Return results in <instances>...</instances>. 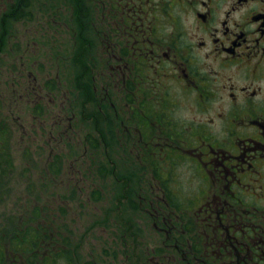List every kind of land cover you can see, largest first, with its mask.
I'll use <instances>...</instances> for the list:
<instances>
[{"label": "flooded vegetation", "instance_id": "1", "mask_svg": "<svg viewBox=\"0 0 264 264\" xmlns=\"http://www.w3.org/2000/svg\"><path fill=\"white\" fill-rule=\"evenodd\" d=\"M77 1L52 13L75 4L70 49L75 32L103 121L136 154L146 264H264V0ZM35 74L20 90L39 114Z\"/></svg>", "mask_w": 264, "mask_h": 264}, {"label": "rangeland", "instance_id": "2", "mask_svg": "<svg viewBox=\"0 0 264 264\" xmlns=\"http://www.w3.org/2000/svg\"><path fill=\"white\" fill-rule=\"evenodd\" d=\"M53 1L35 2L7 26L3 18L12 11L0 1V26L7 30L6 44L0 45V113L10 133L1 148L11 159L1 171L0 235L33 218L36 225L46 220L57 239L62 232L69 240L73 264H146L151 225L140 215L133 189L134 180L141 179L136 154L131 144L113 138L119 129L103 121L93 90L100 66L87 59L82 40L75 43V32L70 49L69 29H81L75 4L71 13L57 16ZM58 1L66 8L71 2ZM34 74L38 84L49 80L39 114L20 90L27 86L26 76ZM106 112L115 120L110 109ZM97 130L106 137L98 149L87 140ZM53 159L57 172L50 168Z\"/></svg>", "mask_w": 264, "mask_h": 264}, {"label": "trees", "instance_id": "3", "mask_svg": "<svg viewBox=\"0 0 264 264\" xmlns=\"http://www.w3.org/2000/svg\"><path fill=\"white\" fill-rule=\"evenodd\" d=\"M30 3H32L30 0H18L16 5H12V14L9 15L8 19L3 18L4 25L7 26L12 21L21 20ZM5 33H7V30L3 26H0L1 46L6 44L7 36ZM2 117L3 115L0 113V181L5 179V176L1 173L2 169H6L4 163L11 165V159L9 157L5 158L6 150L1 148L3 144L6 146L8 136L10 135L9 128L4 125L5 122ZM96 134V137L93 135L90 138L87 137V140H89V143L93 147V142H95V147L98 149L100 140L98 139L97 132ZM102 148L104 152L105 148ZM49 164L50 168L53 166L57 169L56 172L58 171L56 160L53 159ZM101 167L100 170L105 172L107 169L106 165L102 164ZM127 182L129 183L130 179H127ZM32 221H34V218L30 219L28 223H23L21 226L19 224L16 225L13 230L7 231L4 236L0 235V264H73V258L67 245L69 244V240L62 235V232L58 233L57 239L53 227L46 220L39 222L37 225L32 224ZM59 238L62 240L60 245ZM50 240L52 243L49 245L48 242Z\"/></svg>", "mask_w": 264, "mask_h": 264}]
</instances>
